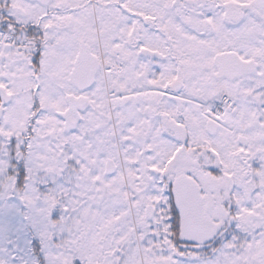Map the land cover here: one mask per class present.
<instances>
[{"label":"snow or ice","instance_id":"obj_1","mask_svg":"<svg viewBox=\"0 0 264 264\" xmlns=\"http://www.w3.org/2000/svg\"><path fill=\"white\" fill-rule=\"evenodd\" d=\"M0 264H264V0H0Z\"/></svg>","mask_w":264,"mask_h":264}]
</instances>
